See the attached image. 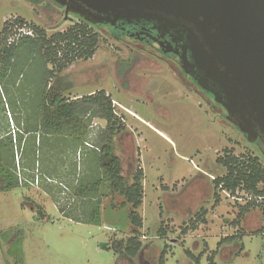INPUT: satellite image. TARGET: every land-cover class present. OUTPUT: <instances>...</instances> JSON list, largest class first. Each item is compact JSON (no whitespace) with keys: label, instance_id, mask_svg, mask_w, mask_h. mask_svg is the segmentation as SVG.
Listing matches in <instances>:
<instances>
[{"label":"rangeland","instance_id":"obj_1","mask_svg":"<svg viewBox=\"0 0 264 264\" xmlns=\"http://www.w3.org/2000/svg\"><path fill=\"white\" fill-rule=\"evenodd\" d=\"M30 1L0 0V32L5 24L11 28L7 43H17L33 23L52 34L76 22L70 15L65 20L54 2L40 0L37 8ZM126 57L102 38L91 59L75 62L60 76L73 85L63 96L68 101L99 90L110 97L123 126L114 136L122 176L131 184L137 171L143 172L136 211L93 163L92 150L105 144V121L90 120L84 111L88 125L78 140L30 131L32 124L39 128L34 113L41 98L40 59L24 51L8 71L11 76L0 79V264H158L163 251L164 264H193L186 251L200 256V264L213 254L215 264H264L263 208L253 205L252 194L213 185L224 175L217 160L225 150L241 157L256 155L257 149L247 147L233 127L218 120L208 126L212 117L206 108L168 71L153 74L152 62L140 58L120 80L114 64ZM131 213L141 219L140 228ZM135 232L142 246L138 255H116L113 243H125ZM235 235H240L236 241L218 247Z\"/></svg>","mask_w":264,"mask_h":264},{"label":"water","instance_id":"obj_2","mask_svg":"<svg viewBox=\"0 0 264 264\" xmlns=\"http://www.w3.org/2000/svg\"><path fill=\"white\" fill-rule=\"evenodd\" d=\"M64 19L92 26L117 21L153 23L184 38L181 60L217 88L215 99L246 142L264 143V0H53Z\"/></svg>","mask_w":264,"mask_h":264},{"label":"trees","instance_id":"obj_3","mask_svg":"<svg viewBox=\"0 0 264 264\" xmlns=\"http://www.w3.org/2000/svg\"><path fill=\"white\" fill-rule=\"evenodd\" d=\"M41 2L40 0L30 1L33 6H38ZM14 24L22 25L25 23L22 20H16ZM9 28V25L5 24L0 32V35L3 36L0 39V79L5 81L11 76V73L7 74L8 71L12 72V67L19 62L18 59L21 58V53L24 51L29 56H36L41 61L42 73L39 93L41 98L36 107V112L34 111V114L38 113L39 115V128L36 124H32L29 127L30 131L37 132L39 130L44 134L54 136L67 135L78 140L82 138L88 125L83 122L82 114L84 111L88 112L85 116L90 120L99 118L105 121L106 126L101 132L105 144L99 152L92 150L95 155L93 163L104 172L107 180L111 183L112 191L124 198L125 203L130 205L134 211L139 209L143 199V172L139 169L131 184H128L122 176L121 163L115 154L114 136L123 129V126L121 119L114 111L110 97L106 95L104 90L83 97L79 101H68L63 97L67 91L73 88V85L71 82L64 81L60 75L75 62L88 61L94 56L102 40L96 31V27L78 18L66 30L48 34L41 26L33 23L29 27L33 34L31 36L19 34L18 42L15 44L7 43ZM111 32L115 34V29ZM49 65L52 69H48ZM21 76L19 74V77ZM240 135L246 142L245 135ZM3 143L1 142L2 145H4ZM246 146L257 149L247 142ZM4 147L8 161L10 154L8 147ZM1 158L0 154V167H3ZM263 163L258 149L256 155L247 153L241 157H236L225 150V156L217 160V165L223 168L224 175L213 181L214 188L232 194L241 189L256 196H264ZM6 168L9 171V168ZM11 186L15 185L10 184ZM81 193L83 194L82 191ZM214 197L218 200L216 195ZM246 210L247 208H244L243 212ZM133 213L130 214L132 223L140 228L141 219ZM203 214L206 213L203 212ZM94 216L93 222L97 223L99 221L97 210H95ZM162 233L164 234V232ZM239 237L240 235H235L224 238L220 240L218 247L225 243L234 242ZM141 247L138 232H135V236L129 238L125 243L114 242L111 249L116 255L123 254L133 259L138 255ZM164 253L165 251L161 254L158 264H164ZM186 256L193 264H200V256L194 257L188 251H186ZM208 264H215L214 254L208 259Z\"/></svg>","mask_w":264,"mask_h":264},{"label":"flooded vegetation","instance_id":"obj_4","mask_svg":"<svg viewBox=\"0 0 264 264\" xmlns=\"http://www.w3.org/2000/svg\"><path fill=\"white\" fill-rule=\"evenodd\" d=\"M49 1L52 3L54 2L53 0ZM53 4L64 12L63 8L58 4L55 2ZM38 6L34 7L38 8ZM35 9L36 8H32V10ZM70 16L74 17L75 21L79 18L77 15ZM94 27H96V31L101 30L97 32L103 39H110L118 48L120 47V49L124 50L127 54L125 59H118L121 63L117 64L118 61L116 60L114 64L115 71H117L116 73L120 80L122 76L125 75V72L132 70V67L137 64V60H140V58L142 60L144 59L145 62H152V66L155 68L152 72L153 74L159 75L168 71L188 92L193 94V96L199 100L200 106H204L208 115L212 117L211 122H208V126L210 124H215L218 120L224 125L237 129L227 121V111L215 99V94L218 93V88L194 67L191 53L186 47L185 51L187 60H185V63L182 62L183 60H181L180 57L182 55L181 47L184 45V38L180 33L178 34L172 31L169 33H162V31H157L153 23H146L143 21L138 23L117 21L114 25L101 24ZM111 29H115V34L111 32ZM10 30L11 29L9 28V31ZM30 32L33 34L32 30ZM123 63H125V65H123ZM156 68L160 69L161 72ZM157 81L152 83L144 81V84H146L143 88L145 89L144 92L148 89V83L149 87L153 86L155 88L156 85L159 84V81ZM149 91L145 93L148 94ZM237 131L239 132L238 129ZM254 147L258 149L262 160L264 161V143L259 141Z\"/></svg>","mask_w":264,"mask_h":264},{"label":"built area","instance_id":"obj_5","mask_svg":"<svg viewBox=\"0 0 264 264\" xmlns=\"http://www.w3.org/2000/svg\"><path fill=\"white\" fill-rule=\"evenodd\" d=\"M24 35H26V36H31L32 33H31V32H28V33H24ZM17 37H18V36H17ZM239 190H241V189L236 190V193H238ZM242 192H243L246 196H248L249 194H250V195L252 194V193L246 192V191H244V190H242ZM251 196H253V197H252L253 205H254V206H258V207H262L263 210H264V196H256V195H253V194H252Z\"/></svg>","mask_w":264,"mask_h":264}]
</instances>
